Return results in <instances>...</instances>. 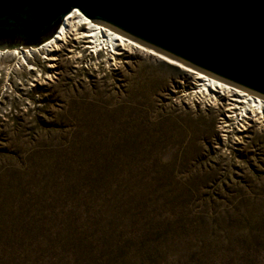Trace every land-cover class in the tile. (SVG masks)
I'll use <instances>...</instances> for the list:
<instances>
[{"label":"rangeland","instance_id":"374dc122","mask_svg":"<svg viewBox=\"0 0 264 264\" xmlns=\"http://www.w3.org/2000/svg\"><path fill=\"white\" fill-rule=\"evenodd\" d=\"M92 45L0 55V264H264V119Z\"/></svg>","mask_w":264,"mask_h":264},{"label":"water","instance_id":"95a60500","mask_svg":"<svg viewBox=\"0 0 264 264\" xmlns=\"http://www.w3.org/2000/svg\"><path fill=\"white\" fill-rule=\"evenodd\" d=\"M75 9L264 98V0H0V50L42 46Z\"/></svg>","mask_w":264,"mask_h":264},{"label":"bare ground","instance_id":"6f19581e","mask_svg":"<svg viewBox=\"0 0 264 264\" xmlns=\"http://www.w3.org/2000/svg\"><path fill=\"white\" fill-rule=\"evenodd\" d=\"M80 38H89V43L93 44L91 47L96 51L104 48L110 50L111 53L122 54V50L126 48H135L145 55L163 59L185 69L187 73L191 74L194 83L197 85L194 89L195 92L207 96L208 101H213L216 104L224 106L227 112L224 118L225 123L232 124L234 121H244V123H247V120L264 119V98L247 89L185 64L113 28L91 20L79 9L71 11L63 20L57 34L42 46L0 50V55L10 53L16 58V66L27 65L29 69H33L34 67L31 65L30 59L35 58L36 53H41L44 58L56 60V54L52 51L61 49L71 39L79 40ZM44 53L46 54L44 55Z\"/></svg>","mask_w":264,"mask_h":264}]
</instances>
